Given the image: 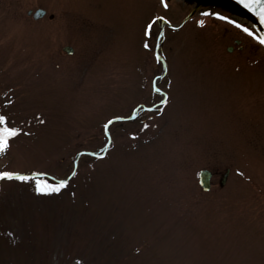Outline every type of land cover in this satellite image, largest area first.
Listing matches in <instances>:
<instances>
[{
  "label": "rangeland",
  "instance_id": "374dc122",
  "mask_svg": "<svg viewBox=\"0 0 264 264\" xmlns=\"http://www.w3.org/2000/svg\"><path fill=\"white\" fill-rule=\"evenodd\" d=\"M170 2L0 0V116L18 132L0 172L29 176L0 181V264H264V48L212 7L165 30L161 76L158 20L191 8ZM156 77L162 108L106 140L159 102ZM105 144L37 192L58 183L32 175L63 180Z\"/></svg>",
  "mask_w": 264,
  "mask_h": 264
},
{
  "label": "water",
  "instance_id": "95a60500",
  "mask_svg": "<svg viewBox=\"0 0 264 264\" xmlns=\"http://www.w3.org/2000/svg\"><path fill=\"white\" fill-rule=\"evenodd\" d=\"M181 1L191 5L192 11L177 27L181 26L185 21H187L199 8L216 7V8L225 10L229 12L231 15L246 22L247 25L250 26L256 32L258 36L264 34V24L260 22L259 17L256 16L253 12H250L248 9L244 8L240 3H238V0H181ZM31 13L32 12L29 11L27 14L31 15ZM44 15H45L44 10L37 9L34 13H32V18L34 20H38V19H41ZM163 26L164 25H162V27ZM169 26L173 27L170 24ZM177 27H174V28H177ZM228 50L231 51V48H229ZM64 51L67 53H71L72 49L69 47H65ZM120 120H121L120 118H116L112 120V122L120 121ZM93 155H97V154L93 153ZM227 174H228V171H226V173L223 175V178L221 180L222 185L225 183ZM37 176H42V175L38 174ZM210 179H211V173L209 171L201 170L199 172L198 182L204 191H207L210 189Z\"/></svg>",
  "mask_w": 264,
  "mask_h": 264
},
{
  "label": "snow or ice",
  "instance_id": "6c2138e0",
  "mask_svg": "<svg viewBox=\"0 0 264 264\" xmlns=\"http://www.w3.org/2000/svg\"><path fill=\"white\" fill-rule=\"evenodd\" d=\"M238 3H240L244 8L248 9L250 12H253L256 16H258L260 22L264 24V0H238ZM165 7H167L166 4ZM204 15H208V13H204ZM217 18L221 20H226L228 23L233 24L236 28L241 29L247 35L256 39L260 44H264V34L257 36L253 31H250L249 28L244 27L241 24L235 22L234 20L228 19L227 17L218 16ZM160 19L163 18L161 17ZM151 27L152 25L148 26L149 29ZM145 47H147V45H145ZM108 123L110 124L112 123V121H109ZM105 127H107V125H105ZM17 134V129L8 127L6 118L4 116H0V152L7 150L9 139L15 137ZM13 178L20 181L28 180V177L16 173L0 172V179L11 180ZM65 186L66 181H61L58 185L55 186L45 183H38L36 186V190L41 194H49L52 192H59L61 188Z\"/></svg>",
  "mask_w": 264,
  "mask_h": 264
},
{
  "label": "bare ground",
  "instance_id": "6f19581e",
  "mask_svg": "<svg viewBox=\"0 0 264 264\" xmlns=\"http://www.w3.org/2000/svg\"><path fill=\"white\" fill-rule=\"evenodd\" d=\"M239 21H243V20H241V19H238Z\"/></svg>",
  "mask_w": 264,
  "mask_h": 264
},
{
  "label": "flooded vegetation",
  "instance_id": "af4514ba",
  "mask_svg": "<svg viewBox=\"0 0 264 264\" xmlns=\"http://www.w3.org/2000/svg\"><path fill=\"white\" fill-rule=\"evenodd\" d=\"M236 41H238V40H236ZM236 41H235V42H236ZM238 45H239V44H238ZM240 47H241V46H240ZM137 111H138V110H137ZM213 175H214V174H213Z\"/></svg>",
  "mask_w": 264,
  "mask_h": 264
}]
</instances>
